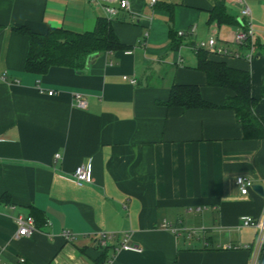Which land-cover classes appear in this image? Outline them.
Instances as JSON below:
<instances>
[{
  "label": "crops",
  "instance_id": "crops-1",
  "mask_svg": "<svg viewBox=\"0 0 264 264\" xmlns=\"http://www.w3.org/2000/svg\"><path fill=\"white\" fill-rule=\"evenodd\" d=\"M127 1L129 10L111 18L124 48L94 54L80 70L51 66L36 74L24 70L27 38L16 27L86 31L109 18L85 0H0V197L7 196L0 264L249 261L257 232L240 227V218L259 216L264 198L252 189L241 195L234 179L244 175L264 188V138L243 139L234 112L220 107L230 91L206 85L191 47L214 36L236 51L209 57L249 72L254 113L264 115V0ZM214 1L229 19L211 18ZM242 2L249 17L240 16ZM248 19L250 58L249 47L233 41ZM178 31L185 33L173 47ZM172 84H197L215 107L163 105ZM75 93L85 108L73 105ZM80 164L92 180L78 186L72 174ZM31 213L35 231L16 237L14 217ZM101 232L114 237L101 245ZM124 239L140 251L119 248ZM255 264H264V245Z\"/></svg>",
  "mask_w": 264,
  "mask_h": 264
},
{
  "label": "trees",
  "instance_id": "trees-1",
  "mask_svg": "<svg viewBox=\"0 0 264 264\" xmlns=\"http://www.w3.org/2000/svg\"><path fill=\"white\" fill-rule=\"evenodd\" d=\"M211 18H216L218 21L229 19L224 12L222 2L214 1ZM15 30L27 38L24 70L36 74L45 73L51 66L80 70L90 56L125 47L113 32L111 19L104 17L97 18L94 27L86 31L49 27L45 32L37 33L23 26L16 27ZM182 36L177 32L174 33L173 47L181 44ZM193 51L196 55L194 68L204 73L206 85L222 87L230 91L220 107L231 109L234 112L241 126L243 139H263L264 115L254 113L257 99L250 93L249 72L231 67L222 59L209 57L210 53L203 48H195ZM262 94L264 96V89ZM162 104L167 107L179 106L184 109L215 107L214 104L201 97L197 84H172L169 96ZM0 200L6 201L7 196L2 195ZM29 215L36 223L38 215L36 213ZM42 221V224L46 223V219ZM104 251L101 260L106 259Z\"/></svg>",
  "mask_w": 264,
  "mask_h": 264
},
{
  "label": "built area",
  "instance_id": "built-area-1",
  "mask_svg": "<svg viewBox=\"0 0 264 264\" xmlns=\"http://www.w3.org/2000/svg\"><path fill=\"white\" fill-rule=\"evenodd\" d=\"M91 4L99 5L102 7V9L105 12V15L107 18H115L118 14L119 8L121 7L123 10H129V2L127 0H85ZM155 0H151V2H154ZM240 16L246 18L250 15V10L247 4L242 2V6L239 10ZM191 30V29H190ZM184 31H178V35H183ZM253 29L251 26V23L248 20H246L241 27V29L237 30L233 34V41L241 46L245 45L249 47V52L246 55L247 58H250L254 52L255 45L253 44ZM193 50L195 48H203L208 53L212 55H222V56H238V53L236 51L230 50L227 46L218 45L217 40L214 36L208 37L204 41H200L193 45L191 47ZM124 79H128L126 76H123ZM130 83L135 84V79H128ZM0 81H6V76L4 74L0 75ZM53 91L48 90L47 94L51 95ZM73 105L77 108H85L86 107V99L84 96L80 93L73 94ZM55 157H59V154H55ZM73 179L76 185L81 186L86 183H90L92 180L90 169L88 165L80 164L78 165L73 174ZM235 186L237 187L239 193L241 195H246L249 190L251 189V185L253 184V181L251 178L244 176V175H237L234 179ZM264 198V195H263ZM13 206H11L12 208ZM14 222L16 225V231L15 236L16 237H26L33 234L35 231V222L34 218L31 215H21L18 214L14 217ZM163 226L167 227V224H163ZM240 227H253L256 229V239L252 245V248L250 250V257L247 264H255L257 260L258 253L262 246L264 245V203H263V209L259 216L252 217L248 215L241 216L240 218ZM188 235H194L196 234V230H189ZM62 237L65 240H71L73 238V234L69 232L68 230H63L61 233ZM114 237L113 233H99L98 234V240L101 245H105V241L107 239H110ZM226 248L235 247L233 245H226ZM245 248H248L249 246H244ZM119 248L125 249V250H132V251H140V248L135 245L128 244L127 241L124 239ZM18 262L23 263L24 258L20 257L18 258ZM103 264H110V261L107 260Z\"/></svg>",
  "mask_w": 264,
  "mask_h": 264
},
{
  "label": "water",
  "instance_id": "water-1",
  "mask_svg": "<svg viewBox=\"0 0 264 264\" xmlns=\"http://www.w3.org/2000/svg\"><path fill=\"white\" fill-rule=\"evenodd\" d=\"M251 189H252L255 193H257L258 195H260V196H263V195H264V188H263V186H262L261 184H259V183H253V184L251 185Z\"/></svg>",
  "mask_w": 264,
  "mask_h": 264
}]
</instances>
